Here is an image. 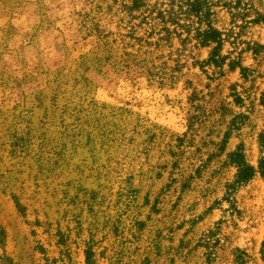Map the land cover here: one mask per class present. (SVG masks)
<instances>
[{
	"label": "rangeland",
	"instance_id": "obj_1",
	"mask_svg": "<svg viewBox=\"0 0 264 264\" xmlns=\"http://www.w3.org/2000/svg\"><path fill=\"white\" fill-rule=\"evenodd\" d=\"M196 2L0 0V264H264V0Z\"/></svg>",
	"mask_w": 264,
	"mask_h": 264
},
{
	"label": "trees",
	"instance_id": "obj_2",
	"mask_svg": "<svg viewBox=\"0 0 264 264\" xmlns=\"http://www.w3.org/2000/svg\"><path fill=\"white\" fill-rule=\"evenodd\" d=\"M200 4V0H197V8L195 11H198L197 9L199 8L198 6H200ZM199 39L200 43H205V45H208L209 43L215 44L210 51L208 62L218 66L220 60L222 59L219 53V48L221 46L219 31L208 24V28L200 32ZM263 137L264 131H262V133L260 134V139H263ZM229 158L231 163L236 167L235 183L243 184L253 177V175L255 174V170L253 166L246 162V160L244 159V154L239 147L230 153Z\"/></svg>",
	"mask_w": 264,
	"mask_h": 264
}]
</instances>
